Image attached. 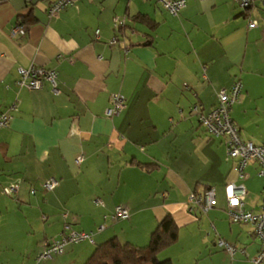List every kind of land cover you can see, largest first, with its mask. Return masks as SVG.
Instances as JSON below:
<instances>
[{"label":"crops","instance_id":"1","mask_svg":"<svg viewBox=\"0 0 264 264\" xmlns=\"http://www.w3.org/2000/svg\"><path fill=\"white\" fill-rule=\"evenodd\" d=\"M52 1L0 0V111L9 115L0 128V264H82L112 237L142 247L167 214L177 239L160 260L251 264L260 242L250 223L229 221L225 186L242 184L243 207L255 212L264 179L256 163L236 176L222 139L191 107L209 111L217 92L239 80L230 117L242 139L264 145L261 0L246 12L235 0H187L177 15L154 0H76L49 17ZM248 18L258 24L249 28ZM17 25L24 34H11ZM30 65L54 69L59 92L47 82L18 87L19 67ZM114 93L125 107L107 116ZM50 177L56 186L43 190ZM11 184L15 192L4 194ZM208 188L216 205L189 211V193ZM119 204L129 217L112 221ZM64 211L93 242L37 261L43 243L59 237ZM219 239L237 247L232 258Z\"/></svg>","mask_w":264,"mask_h":264},{"label":"built area","instance_id":"2","mask_svg":"<svg viewBox=\"0 0 264 264\" xmlns=\"http://www.w3.org/2000/svg\"><path fill=\"white\" fill-rule=\"evenodd\" d=\"M25 2H31L32 0H24ZM76 0H54L47 7V15L53 16L59 11L64 9L69 4ZM161 5L166 11L172 15H177L186 6L187 0H154ZM239 8L246 12V10L253 6V0H235ZM262 14L261 21L263 24V36H264V0H261ZM115 25L122 24V21L115 19ZM258 24L256 19L248 18L247 25L249 28ZM25 27L23 25H17L11 30V34L19 33L24 34ZM98 31L96 30V33ZM117 39H111L110 43H116ZM126 49V48H125ZM19 78L16 84L20 88H26L29 90L40 88L44 82L49 83L52 92L58 93L57 88V72L54 69H45L35 65H30L26 68L19 67ZM242 90V83L239 80L233 82L228 89H221L216 94V103L207 112L202 113L198 110L197 105L191 107V111L197 114L199 125H201L209 134L220 137L222 139L226 156L233 160V171L236 176L244 177V168L251 163L257 164V175L264 179V145L254 144L250 140H244L239 134L237 125L230 117V112L233 104H235ZM125 107L124 97L119 93H114L110 98V105L105 110L107 116H113L118 114ZM10 109L16 110V104L10 106ZM9 121V115L7 111H0V128L6 126ZM83 158L80 154L76 157L75 162L79 164ZM57 184V180L54 177H50L43 182L40 186L43 190H52ZM17 189L16 184H11L2 188V192L7 195H11ZM34 193V189L30 190ZM225 196L227 202V216L230 222L239 223L247 222L253 227L255 236L259 239L260 246L254 256L250 258L251 264H261L264 260V185L262 188V195L260 201V207L258 211L252 212L244 209L245 188L242 184H236L229 182L225 186ZM95 202L100 203L99 199H95ZM215 189L208 188L202 194L189 193L187 198L188 210L194 212L199 209L201 212H206L208 209L216 205ZM64 219L62 231L59 237L52 241H46L43 243L39 250L36 260L43 261L50 259L52 256L61 254L64 251L65 246L69 244H76L81 241L93 242V233L91 231H81L72 228L73 220L69 218L67 211L62 213ZM112 221L123 220L129 217V212L126 206L116 205L110 214ZM104 228L100 225L97 230L101 231ZM212 229L214 227L212 226ZM217 245L229 254L232 258L237 247L234 244H230L222 239L217 240Z\"/></svg>","mask_w":264,"mask_h":264},{"label":"trees","instance_id":"3","mask_svg":"<svg viewBox=\"0 0 264 264\" xmlns=\"http://www.w3.org/2000/svg\"><path fill=\"white\" fill-rule=\"evenodd\" d=\"M177 225L171 215L157 222L145 246L121 242L116 237L97 244L82 264H172L169 259L160 260V251L177 239Z\"/></svg>","mask_w":264,"mask_h":264},{"label":"rangeland","instance_id":"4","mask_svg":"<svg viewBox=\"0 0 264 264\" xmlns=\"http://www.w3.org/2000/svg\"><path fill=\"white\" fill-rule=\"evenodd\" d=\"M237 4V3H236ZM237 6H238V4H237ZM238 8H239V6H238Z\"/></svg>","mask_w":264,"mask_h":264}]
</instances>
